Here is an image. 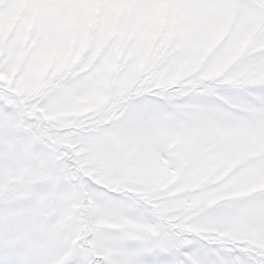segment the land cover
<instances>
[{
    "label": "snow or ice",
    "instance_id": "snow-or-ice-1",
    "mask_svg": "<svg viewBox=\"0 0 264 264\" xmlns=\"http://www.w3.org/2000/svg\"><path fill=\"white\" fill-rule=\"evenodd\" d=\"M0 264H264V0H0Z\"/></svg>",
    "mask_w": 264,
    "mask_h": 264
}]
</instances>
